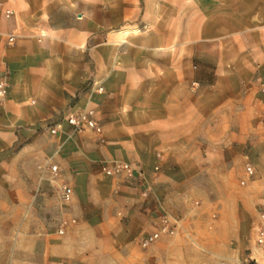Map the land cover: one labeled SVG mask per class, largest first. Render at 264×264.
<instances>
[{"label":"crops","instance_id":"0c3cea01","mask_svg":"<svg viewBox=\"0 0 264 264\" xmlns=\"http://www.w3.org/2000/svg\"><path fill=\"white\" fill-rule=\"evenodd\" d=\"M166 1V14L152 23L150 11L138 7L137 0H0V75L6 72L10 85L0 106V127H6L0 129V141L12 144L25 134L15 128L85 107L95 111L100 123L109 118V125L118 121L120 125L129 119L139 127L135 139L123 136L119 143L107 136L110 130L103 129L104 147L90 141L88 132L72 139L76 152L69 158L76 179L89 178L97 158L132 161L146 170L157 165L165 174L207 171L205 147L212 138L207 130L202 133L207 125L231 130L220 139L221 154L226 148L245 146L249 121L244 119L254 109V79L264 77V0H231L230 5L202 0L198 36L202 45L209 43L216 49L202 58L215 67L210 83L202 82L194 94L189 86L190 55L155 52L190 40V20L176 17L174 1ZM174 62L181 64L175 67ZM128 77H154V81L147 87L140 80L131 91L121 81ZM85 83L94 84L93 89L82 90ZM96 85L102 93L96 92ZM207 109V115H202ZM123 111H127L124 118ZM62 148L57 146L53 162L57 163L55 156ZM166 178L162 176L163 181ZM157 180L162 181L160 175ZM89 181L88 187L96 188L94 177ZM186 184L174 182L176 188ZM109 197V208L117 201L127 218L140 223L148 219L137 212L138 200L131 190H116ZM87 212L93 216L68 234L65 250L51 249L45 241L47 259L53 254L55 264H215L183 236L163 237L145 251L121 245L118 239L127 234L117 219L115 228L107 230L106 223L115 220L109 213L97 218L93 208Z\"/></svg>","mask_w":264,"mask_h":264},{"label":"rangeland","instance_id":"374dc122","mask_svg":"<svg viewBox=\"0 0 264 264\" xmlns=\"http://www.w3.org/2000/svg\"><path fill=\"white\" fill-rule=\"evenodd\" d=\"M137 1L138 7H146L150 11L152 23H156V17H159L160 22V17L166 14V0ZM173 1L176 17L190 20V40L184 45L158 47L155 52L190 55L189 86L191 93L194 94V91L201 87L202 82L210 83L211 70L215 67L214 62L203 60L202 54L213 55L216 49L209 43L206 46L202 45V38L198 36L202 27V0ZM222 1L223 5L231 4V0ZM159 5L163 8L160 9ZM133 29H137L135 34L140 35L138 27ZM143 53L147 51L143 50ZM179 64L181 63H173L175 67ZM153 78L128 77L121 81L124 88L132 91V87L138 85L140 80L143 85L147 84L149 87L154 81ZM92 85L85 83L82 90H88ZM253 90L254 109L244 119L247 123L249 121L248 126L245 124V130L249 127V135L245 146L241 149L226 148V153L224 149L221 154L223 147L220 145V139L230 134L229 126H202V133L207 130L212 134L211 141L205 147L209 153L205 156L208 157L207 164L210 165L207 171L165 174L159 168V171L154 173V168L146 170L139 164L128 161L143 169L154 179L152 189L161 200L164 210L183 223V231L181 232L180 228V233L173 237L183 236L189 246L202 250V254L215 261V264H264V245L257 244L256 228H264V126L262 125L264 94L259 91L258 86L254 85ZM122 101L126 102L125 99ZM207 111L209 110H202V115H207ZM126 112H122V118L126 116ZM50 119L35 125L15 128L16 132L24 130L25 134H21L22 137L12 144L0 141V156L3 157L0 162V264H55L53 254L50 259L44 254L45 241L51 245V249L61 247L65 250L69 246L65 242L68 234L78 226L86 225L87 217L93 216L92 212H87L88 208L95 210L94 215L97 218L99 214L107 212L115 219L113 223H106L107 230L114 229L117 220L121 223L123 233L127 234L124 236L122 233L123 238L118 239L125 242L121 245L129 244L130 248L142 251L149 249L152 245L143 249L140 247V240L153 231L159 222V214L154 211L153 197L146 199L141 197L139 187L134 183H124L119 189L116 188V180L106 177L99 169V164L119 159L115 157L97 158L91 163L92 172L89 178L93 181L94 177L96 188L88 187L90 181L86 175L76 179L77 174L73 172L69 158L76 152V147L70 142L71 140H65L63 136L57 141L59 136H52L43 128V123L51 121ZM101 122L104 130H110L107 136L116 143H119L123 136L135 139L139 129L129 119L123 120L120 125L119 121L116 125H109L111 122L109 118ZM4 128L6 127H0V129ZM170 129L171 127H168L166 130ZM87 132L85 133L90 141H98L103 145L91 132ZM133 143L135 141H132ZM58 145L63 148L58 156H55L58 164L54 163L58 165L59 173L54 177L49 171L43 172L41 166L46 157L50 158L55 153ZM160 152L163 154V151ZM246 154L249 155L255 172L246 186H240ZM159 175L161 180L162 176H165L170 182L158 181ZM184 181L187 183L184 187H175L174 182L179 184ZM62 185H68L73 191L68 202L61 197ZM123 189L133 192V196L138 200L137 212H142L148 219L145 218L140 223L127 218L117 201L112 202V206L108 207L110 193L114 195L116 190ZM68 219H75V224L67 228L65 235H57L56 231L61 221ZM64 264L67 263L64 261Z\"/></svg>","mask_w":264,"mask_h":264},{"label":"built area","instance_id":"2783aa9c","mask_svg":"<svg viewBox=\"0 0 264 264\" xmlns=\"http://www.w3.org/2000/svg\"><path fill=\"white\" fill-rule=\"evenodd\" d=\"M11 11H6V16H9ZM14 37L8 38V43L12 44ZM261 93L264 94V77L257 76L254 79ZM9 81L6 72L0 75V106L5 102L9 91ZM94 84L90 89H93ZM96 92L102 93L103 88L96 85ZM51 121L43 123V128L48 130L52 136H63L65 140H72L85 132H91L101 143L104 142L103 126L98 121L96 113L93 109L85 107L80 110H75L71 113H62L56 118H51ZM65 124V125H64ZM264 126V119L262 120ZM160 158V154L156 155ZM43 172L49 171L54 177L59 173V167L52 161V157L47 158L41 166ZM100 171L109 178L116 180V188L119 189L124 183H134L139 187L140 195L144 199L153 197L154 211L159 214V222L155 225L153 231L144 235L140 240V247L147 249L156 243L163 236H174L180 228V220L169 215L162 205L161 200L154 194L152 186L154 179L148 173L138 166L132 165L122 160H111L107 163L99 164ZM159 171V166H155L154 173ZM254 165L249 159V155L244 156L243 176L239 181L240 186H246L251 178L254 176ZM73 195L72 189L68 185H62L61 197L64 201H70ZM263 218V216H262ZM75 219L62 220L56 233L59 236L65 235L67 228L75 224ZM257 228V244L264 245V228Z\"/></svg>","mask_w":264,"mask_h":264}]
</instances>
